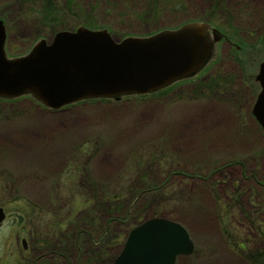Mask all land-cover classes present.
Segmentation results:
<instances>
[{
    "label": "rangeland",
    "instance_id": "1",
    "mask_svg": "<svg viewBox=\"0 0 264 264\" xmlns=\"http://www.w3.org/2000/svg\"><path fill=\"white\" fill-rule=\"evenodd\" d=\"M0 19L10 59L52 27L120 42L194 21L220 35L200 72L145 97L0 98V264H115L152 217L189 233L175 264H264V0H0Z\"/></svg>",
    "mask_w": 264,
    "mask_h": 264
},
{
    "label": "water",
    "instance_id": "2",
    "mask_svg": "<svg viewBox=\"0 0 264 264\" xmlns=\"http://www.w3.org/2000/svg\"><path fill=\"white\" fill-rule=\"evenodd\" d=\"M209 25L190 22L145 38L115 42L108 32L80 28L58 32L50 44L41 40L24 56L7 59L0 20V96L30 93L58 109L85 98L144 94L198 72L220 35ZM261 90L252 112L264 131V61L256 75ZM5 214L0 207V223ZM24 244V240L22 241ZM186 229L165 218H150L130 230L115 264H174L192 252Z\"/></svg>",
    "mask_w": 264,
    "mask_h": 264
},
{
    "label": "trees",
    "instance_id": "3",
    "mask_svg": "<svg viewBox=\"0 0 264 264\" xmlns=\"http://www.w3.org/2000/svg\"><path fill=\"white\" fill-rule=\"evenodd\" d=\"M53 9L51 10H48V11H46V12H44V16H42V19L43 18H51L54 14H53ZM87 25V24H86ZM53 26V25H52ZM92 27H95L94 25L92 26ZM76 28H78V27H76ZM57 29L56 28H54V27H52V28H50V32H52V35L55 33V31H56ZM141 97H145V95H141ZM143 191H146L145 189L143 190ZM42 255L43 254H41V258H42ZM113 260H114V258H113Z\"/></svg>",
    "mask_w": 264,
    "mask_h": 264
},
{
    "label": "flooded vegetation",
    "instance_id": "4",
    "mask_svg": "<svg viewBox=\"0 0 264 264\" xmlns=\"http://www.w3.org/2000/svg\"><path fill=\"white\" fill-rule=\"evenodd\" d=\"M47 255V254H46ZM45 257V256H44ZM42 258H43V255H42ZM51 264H53V263H51Z\"/></svg>",
    "mask_w": 264,
    "mask_h": 264
},
{
    "label": "bare ground",
    "instance_id": "5",
    "mask_svg": "<svg viewBox=\"0 0 264 264\" xmlns=\"http://www.w3.org/2000/svg\"><path fill=\"white\" fill-rule=\"evenodd\" d=\"M121 249V248H120ZM120 251V250H119Z\"/></svg>",
    "mask_w": 264,
    "mask_h": 264
}]
</instances>
